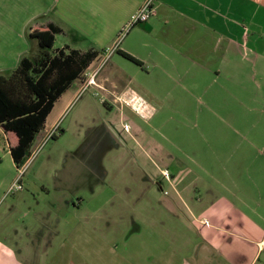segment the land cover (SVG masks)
I'll use <instances>...</instances> for the list:
<instances>
[{
  "label": "crops",
  "instance_id": "obj_1",
  "mask_svg": "<svg viewBox=\"0 0 264 264\" xmlns=\"http://www.w3.org/2000/svg\"><path fill=\"white\" fill-rule=\"evenodd\" d=\"M142 1L0 0V74L34 57L22 30L55 29L53 49L97 52L80 77L95 72L105 94L132 89L127 78L148 100L140 115L108 95L77 164L13 194L0 127V264H264V0H155L128 27ZM77 80L35 148L65 133ZM105 129L114 135L96 154ZM119 150L137 163H101Z\"/></svg>",
  "mask_w": 264,
  "mask_h": 264
},
{
  "label": "trees",
  "instance_id": "obj_2",
  "mask_svg": "<svg viewBox=\"0 0 264 264\" xmlns=\"http://www.w3.org/2000/svg\"><path fill=\"white\" fill-rule=\"evenodd\" d=\"M55 29H33L28 40H35L39 52L33 58H21L7 74H0V127L5 132L16 166L29 157L37 134L44 129L46 116L56 99L80 77L95 60L96 51L80 53L53 48ZM128 60L141 64L132 55L121 52ZM62 132L51 134L55 139Z\"/></svg>",
  "mask_w": 264,
  "mask_h": 264
},
{
  "label": "rangeland",
  "instance_id": "obj_3",
  "mask_svg": "<svg viewBox=\"0 0 264 264\" xmlns=\"http://www.w3.org/2000/svg\"><path fill=\"white\" fill-rule=\"evenodd\" d=\"M27 32L28 29H26L25 31V37L27 38L26 40L23 37V30H22V36L20 38L21 39L20 41L22 43V50L30 49L29 50L30 53L28 55L36 56L39 52V47L37 43L36 45L33 44L30 47L29 42H27L28 41ZM87 42L88 41L83 43L86 44L84 45V47L89 44V43L87 44ZM57 45L58 46L60 45V41L58 40L55 46ZM53 50L54 49H52L51 51ZM98 62L99 59L94 60L93 65L95 66L96 64H98ZM104 68L108 69V65L106 64ZM101 73H103V70H101ZM97 76L98 75L94 76L93 84L83 88L82 92L79 94V96L76 98V100L73 102V104L67 111L66 113L67 116L65 119V126H67V128L65 133H63L61 136H58L56 139H52L50 138V136L47 138L46 136L45 139L40 143V145L37 148H35L38 137L43 136L44 133L39 132L37 134L32 144L33 146L29 151V156L33 155L32 159L30 160V163L28 164L29 170L23 176L22 179V184L27 189H29L28 184L30 182L38 184V182H41L43 179L46 178V173H45L46 169L52 170V173L49 176V181L51 180L55 181V175L62 176L67 168H70L75 164H77L76 163L78 161L77 154L80 152V144L81 142H83L85 134H90L92 131H97L98 126L106 117L105 114L107 112V108L102 101L109 100V97L107 96L112 95L111 93H114V95L111 97H113V99L115 100L117 99L116 101L122 100V98H119L120 95L123 93L122 91L119 90L108 91V93L106 92L107 94H105L98 87L94 86L96 85V82H98ZM88 78H89V74L87 73L83 75L81 81L86 82ZM122 80L124 84H126V87L128 86L134 89L138 94H142V91L138 88V86L134 81L128 83L127 78L124 77H122ZM80 84L81 82L79 80H76L73 82V87H77ZM146 102H148V100H146ZM170 126L172 128H170L171 131L169 132V134L173 136L174 125L172 124ZM120 151L121 150H119V152L114 151L115 154L114 153L111 154L109 151L104 153V155L100 159L101 163L103 162V164L106 165H118V164L126 163V161L129 163L130 160H132L133 163L135 162L137 163V161H134L132 159V156L130 155L128 156L124 153H121ZM87 156L89 155L87 154ZM30 165H34L33 170L30 168L31 167ZM37 166H39V168H37ZM131 179L133 178L130 177L129 180ZM137 181L140 182V179L138 178Z\"/></svg>",
  "mask_w": 264,
  "mask_h": 264
},
{
  "label": "built area",
  "instance_id": "obj_4",
  "mask_svg": "<svg viewBox=\"0 0 264 264\" xmlns=\"http://www.w3.org/2000/svg\"><path fill=\"white\" fill-rule=\"evenodd\" d=\"M154 1L155 0H143L141 5L135 11V13L130 17V20L128 22V27L132 26L133 24L144 22L148 18H150L154 10ZM94 76H95V72L89 74V78L86 81L85 86H83V88L94 83ZM119 98H122V101L124 103H126L134 112L140 115H142L143 113L146 112V110H148V106L145 100L132 89L126 90L124 93L120 95ZM54 131L56 130L55 129L52 130L47 135V138L51 136V134H53ZM32 157L33 155L29 156L22 165L17 166V176L8 186L7 191H6L7 194H13L23 188L22 175L26 167L30 163V160L32 159Z\"/></svg>",
  "mask_w": 264,
  "mask_h": 264
},
{
  "label": "flooded vegetation",
  "instance_id": "obj_5",
  "mask_svg": "<svg viewBox=\"0 0 264 264\" xmlns=\"http://www.w3.org/2000/svg\"><path fill=\"white\" fill-rule=\"evenodd\" d=\"M101 132H102V131H101ZM97 134H99V133H97ZM100 134H101V133H100ZM112 135H114V134H113V132H111L110 130H107V129L104 130L103 135L101 134V137H100V139L98 140V142L95 144V146L92 147V149H94V152H95L96 154H97V152L99 153L102 144L106 143V141H108L109 138L111 139V136H112ZM118 135L121 136V133H120L119 131L117 132V137H118ZM112 137H113V136H112ZM115 144H116V145H121L122 143L119 142V141L117 140ZM89 145H90V147L92 146L91 144H89ZM90 147H89V148H90Z\"/></svg>",
  "mask_w": 264,
  "mask_h": 264
}]
</instances>
